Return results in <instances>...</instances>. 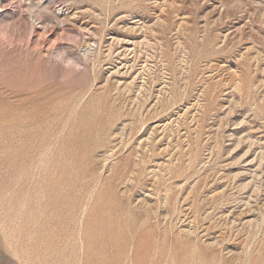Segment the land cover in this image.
Listing matches in <instances>:
<instances>
[{"label":"rangeland","instance_id":"1","mask_svg":"<svg viewBox=\"0 0 264 264\" xmlns=\"http://www.w3.org/2000/svg\"><path fill=\"white\" fill-rule=\"evenodd\" d=\"M0 264H264V0H0Z\"/></svg>","mask_w":264,"mask_h":264}]
</instances>
